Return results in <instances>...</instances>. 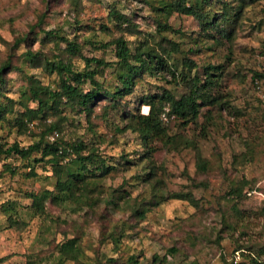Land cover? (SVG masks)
Listing matches in <instances>:
<instances>
[{
  "label": "rangeland",
  "instance_id": "rangeland-1",
  "mask_svg": "<svg viewBox=\"0 0 264 264\" xmlns=\"http://www.w3.org/2000/svg\"><path fill=\"white\" fill-rule=\"evenodd\" d=\"M174 1L0 0V66L9 62L0 78L7 105L0 144L42 142L29 157L0 154V264H264V0H210L211 13L228 11L226 37L171 7ZM118 36L132 51L163 55L183 73L179 81L196 73L203 79L208 65H221L212 70L220 77L212 89L218 101L186 125L165 109L172 141L147 146L127 127L126 110L147 113L144 94L187 90L164 70L136 76L117 106L103 98L87 113L59 100L25 115L38 106L33 86H58L45 58L82 70L84 57H100L106 64L95 78L114 90L117 57L109 42ZM253 71L261 74L256 80ZM52 122L58 129L49 133ZM55 136L82 141V154L93 158L85 190L65 200L53 198L54 166L42 156ZM46 189L53 194L43 197ZM70 239L75 253L62 249Z\"/></svg>",
  "mask_w": 264,
  "mask_h": 264
},
{
  "label": "trees",
  "instance_id": "trees-1",
  "mask_svg": "<svg viewBox=\"0 0 264 264\" xmlns=\"http://www.w3.org/2000/svg\"><path fill=\"white\" fill-rule=\"evenodd\" d=\"M210 3V0H175L171 7H175L176 10L182 13L194 16L204 29L211 27L216 29L221 37L229 36L230 32L225 25V22L229 19L228 11L224 9L211 13L210 10L205 9V5L210 6ZM112 14L117 15L116 17L120 23L127 21V18L116 10H112ZM62 39L66 40V38ZM19 41L21 40L19 39L16 44ZM109 43L115 45V55L117 57L114 65L115 68L117 67L116 77L119 83L114 90L106 88L102 82L95 78L97 69L106 64L100 57H84L86 64L82 70L73 68L68 59L60 57L54 59L45 58V66L50 71H55L59 76L58 86L53 89L48 86H33L31 92L38 101V106L37 108H27L25 115L28 114L29 119L33 116H38L45 110L47 105L56 107L60 104L59 100L62 103L70 105L73 109L80 107V110L87 113L90 112L93 104L103 98L109 99L111 105L117 106L121 103V97L132 91L136 76L141 75L145 71L164 70L171 74L173 81L177 84H180V81H182L187 90L179 97H176L169 90H164L159 94H144L141 100L149 105L147 113L141 112L140 107H136L135 110H126V117L129 119L127 127L138 132L147 146L151 139H159L164 143L172 141V137L167 131V125L161 119V114L165 109H167L166 113L169 117L173 115L175 118L180 119L183 125H186L189 122L197 120L200 109L203 106L211 105L218 101L219 94L212 92V89L219 85L220 77L219 75H214L212 70L221 69V65H208L205 68L203 79L196 73L193 78L187 80L183 77L179 81L177 77L179 75L183 76V73L176 72L173 68L169 67L163 55L156 54L150 50L136 49L132 51L124 36H118ZM67 44L70 50H79L75 42L67 40ZM186 63L188 66L195 64L193 60L188 58L186 59ZM92 64L94 66L89 68ZM7 67H9V62L0 66V78H2L1 73ZM259 76H261L259 72L253 71V79L256 80ZM84 84H87L86 89L83 87ZM6 109L7 105L0 102V114L4 113ZM55 129H58V127L52 122L48 128V132L54 133ZM41 145V141L26 147L20 146L16 142L7 148H3L2 144H0V154L15 153L23 157H29L35 149H40ZM84 146L85 143L82 141L62 142L56 136L53 142L47 141L45 143L44 147H42V156L49 155L48 161L54 166L56 192L53 194L54 190L46 189L43 197L47 196V194H53L54 199L65 200L73 197L76 190H85L86 183L84 182L91 173L92 168L89 164L93 161V158L91 155L82 154ZM73 155H75L74 158ZM63 160H66V162H63ZM35 161H39V159L36 158ZM199 164H201V168H205L203 159L199 158ZM94 169L100 170L101 166L95 165ZM40 199L36 197L34 201V204L38 207L37 209L43 208L44 205ZM140 214L143 215V213ZM74 242V239L67 240L62 246L63 251L70 247V252L75 253ZM170 251L173 252L174 249ZM256 262L258 263V260Z\"/></svg>",
  "mask_w": 264,
  "mask_h": 264
},
{
  "label": "built area",
  "instance_id": "built-area-1",
  "mask_svg": "<svg viewBox=\"0 0 264 264\" xmlns=\"http://www.w3.org/2000/svg\"><path fill=\"white\" fill-rule=\"evenodd\" d=\"M162 116H163V118H166V115H165V113H164V112L162 113Z\"/></svg>",
  "mask_w": 264,
  "mask_h": 264
}]
</instances>
